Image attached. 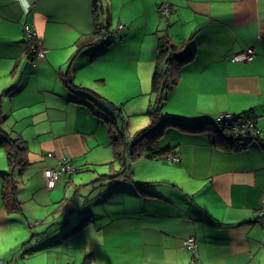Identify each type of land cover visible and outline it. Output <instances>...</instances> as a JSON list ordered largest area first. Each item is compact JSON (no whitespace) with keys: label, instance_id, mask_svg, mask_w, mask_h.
Masks as SVG:
<instances>
[{"label":"crops","instance_id":"crops-1","mask_svg":"<svg viewBox=\"0 0 264 264\" xmlns=\"http://www.w3.org/2000/svg\"><path fill=\"white\" fill-rule=\"evenodd\" d=\"M162 1L27 0L25 7L21 0H0L1 126L19 133L29 147L28 163L16 171L20 208L11 210L3 200V173L11 170L0 142V264H264V217L259 214L264 195V0H168L171 14L165 27L171 43L192 48L193 55L170 91L169 116L215 120L223 112L246 111L256 116V136L223 148L205 133L167 128L160 144L175 146L179 161L153 159L165 169L173 164L174 176L154 180V172L143 170L137 177L135 159L123 174L105 169L88 183L75 177L105 159L101 150L89 156L98 140L84 115L99 112L97 104L103 107L107 101L100 90L94 96L92 89L73 83L72 67L77 77L81 62L72 61L67 71L64 65L71 55L87 57L91 82L109 87L103 71L111 65L123 71L124 82L132 74L126 63L131 59L115 65L108 54L118 41L103 50L101 41L78 46L97 23L112 33L110 38L116 33L129 37L140 14L155 20L148 29L155 35ZM158 36L149 58L137 67L140 88L154 72ZM33 39L47 50L44 58L32 54ZM247 47L256 49L252 60L231 59ZM48 73L54 74L52 83L38 85ZM31 81L38 85L33 91L27 90ZM140 157L153 162L145 154ZM62 160L80 168L49 187L44 169ZM83 183H91L93 191L86 189L79 211ZM189 236L196 239V255L184 243Z\"/></svg>","mask_w":264,"mask_h":264},{"label":"trees","instance_id":"trees-1","mask_svg":"<svg viewBox=\"0 0 264 264\" xmlns=\"http://www.w3.org/2000/svg\"><path fill=\"white\" fill-rule=\"evenodd\" d=\"M169 16H166L167 19ZM111 35L112 33L109 34L103 31V24L97 23L94 33L90 35L86 42L80 43L79 48L88 43L105 41L106 38L110 39ZM33 40L38 41L39 39ZM39 41L41 42V40ZM29 48L31 50V42ZM178 50L181 49L176 44L171 43L170 35L166 32L162 34L158 43L156 66L151 77V94L156 96V100L146 112L150 116V123L146 127L139 129L132 140L127 138V135L119 127L116 130L110 129L114 158L121 163V168L117 171V174L130 171L131 162L143 154L150 158L169 157L174 161H179L174 159L178 157L175 155V146L162 147L160 144L161 137L167 128L176 127L186 133H205L210 136L213 144L223 148L247 144L257 135L254 132L257 128L256 116L250 115L246 111L232 112V116L229 119L220 121L216 120V118L214 121L210 119L187 121L183 118L171 117L168 112L164 111V107L170 97V91L180 80L182 66L193 57V55H189L192 48H189V50ZM32 54L34 53L32 52ZM1 108L0 98V142L6 148L11 170L3 173V200L9 209L15 210L20 208L21 203L19 200V180L16 176V171L18 169L22 170L23 166L28 163L29 147L26 140L19 133L15 131L9 132L2 128ZM241 119L246 121V123L242 124ZM109 121L116 123L113 119H109ZM250 121H252V126L248 128L245 124ZM115 175V173L111 174L113 177ZM86 262L89 263V260H85L83 264H86Z\"/></svg>","mask_w":264,"mask_h":264},{"label":"rangeland","instance_id":"rangeland-1","mask_svg":"<svg viewBox=\"0 0 264 264\" xmlns=\"http://www.w3.org/2000/svg\"><path fill=\"white\" fill-rule=\"evenodd\" d=\"M116 2L119 3V0H116ZM119 7L120 6L118 4V7L116 9H118ZM125 13L126 11H124V14ZM159 15L161 18L160 28L163 29L161 30L159 28L156 30L158 34L160 33V31H162L159 36L157 33L155 34L156 35L155 36L153 33L148 31V29H151L154 27L156 23L155 20L152 19L150 16L140 14L136 16L137 20L134 25L133 33L129 37H125V36L121 37V34L116 33L114 34L112 38L110 39L106 38L105 41L100 42L102 43L101 46L103 47L102 48L103 50L106 46L112 45L113 43L118 41L116 47L110 50L108 53L110 57L116 59V61L113 64L116 65L118 61H124V60L131 59L132 62L126 61V63L128 64V69L129 70L132 69V74L128 75V78H126L124 82H121L122 77L125 76L123 71L121 72L119 68L113 69L114 67L113 65H111L106 71H103L107 75L106 77H108L109 83L107 84H109V87H106L105 85L100 84L98 82H91L92 76L91 74H87V71L91 68H86L89 62L88 61L89 59L87 57H83V58L79 57L76 59L75 57H73L71 59L72 57L71 55V57L68 58V63L64 65V68L67 71L71 66H73L72 61H75L73 63L75 65L81 62V64L83 65H81L77 69V73L79 74L77 77H76V69L74 68V66L72 67V74L75 75V80L73 83H75L76 86L83 85L87 88L92 89L93 92L91 91L90 94L94 96H96L95 92L98 93L100 90V93L101 94L103 93V96L100 98L103 99L102 101H107V104H105L106 106L103 105V107L97 104L99 108V112H96L94 114V111L93 112L86 111L84 115V118L87 120V122L89 124H92V126L96 129L97 140H98L94 144V147H92V149L90 150L89 156L92 157L94 154L99 152L98 150H101V154L105 158L103 159V161H101L103 163H100L97 165H91L90 169L78 171L75 173V177L79 179L80 178L83 179V182L85 183L92 181L93 178L97 177L98 173L102 172L105 169H107L108 172H111L114 170H119L121 168V163L118 160H115L114 158L112 145L108 144L109 143L108 133L110 132L111 128L116 130V128L119 127L120 130L123 131L127 135V138L132 140L134 139L136 132L140 128H143L150 123V116L149 114L146 113V111L148 110L149 106L152 103H154L156 100V96L151 94V89H150L151 77L146 82V87L140 88V86L142 85V79L140 77V80H138L139 77L136 73V70H137L139 63H142L147 58H149V55H151V52L155 45L154 44L155 39H157V36H158V43H159L160 37L162 36V34H165L166 32L165 27L169 25V23H167V17L163 15L162 13ZM117 23H118V15H115L114 16L115 27ZM118 28L116 27L114 30H117ZM75 53L76 51L74 52V54ZM102 53L103 51L101 52V54ZM45 56H46V52H45ZM84 73H86V78L84 76ZM43 78L44 80L40 79L38 85L42 86L41 84H43V82L47 80L50 81L49 83H52V81L54 80V74L48 73ZM81 82L83 83L81 84ZM125 84L128 85L127 90L123 88V87H126ZM38 85L35 81L34 82L31 81V84L30 86H28L27 90L31 89L33 91V89H35L36 86ZM128 91H130L131 93H129ZM90 94H85L84 96L90 99H93V96H91ZM87 101L90 103V100H87ZM172 108H173L172 105L167 103V105L164 107V111L165 112L170 111ZM188 116H193V115H188ZM109 119L115 120L116 123L109 121ZM210 120L214 121V119H210ZM216 120H217V117H216ZM170 137L171 138L169 139H173L172 135ZM140 158L139 159L137 158L135 160L136 164L134 163V166L136 169L135 175L137 177L141 176V173L143 170L154 172L155 174L153 176L154 180H158V179L164 180L165 178H168L167 175L174 176L175 174V168H173V164H170L169 167L165 169L159 166L158 160H154L153 158H150V161H153V162L151 164H148L149 162L148 160H146V158H144L143 160ZM172 163H175V162H172ZM94 169H96L97 172H95ZM79 179H77L78 182H80ZM161 187L166 188V186H161ZM86 189H87V192H89L90 190L93 191V185L91 183L87 185L85 184L84 189L82 190V194L78 196L76 207L77 209H79V211L84 210V206H82L81 204L83 202V199L85 200L84 196L85 195L88 196ZM60 198L62 199V196ZM118 199L122 200V197H119ZM55 204H58V203H55ZM56 206L57 205H55V207ZM49 216L50 215H48V217ZM41 218H44V216L41 215ZM36 220L39 221V219L37 218V219H34L33 222ZM107 245L111 246L110 243H107ZM108 248L111 251L117 250V249H112L111 247H108ZM25 257H28V256H25ZM82 260L83 259H81V261ZM97 264H104V263L98 262ZM123 264H127V262H124Z\"/></svg>","mask_w":264,"mask_h":264},{"label":"built area","instance_id":"built-area-1","mask_svg":"<svg viewBox=\"0 0 264 264\" xmlns=\"http://www.w3.org/2000/svg\"><path fill=\"white\" fill-rule=\"evenodd\" d=\"M161 13L165 16H169L171 13V5L170 2L168 0L162 1L159 4ZM121 28H123L124 26L122 24L119 25ZM30 36L33 35L32 30L28 27V31ZM109 36V35H107ZM31 50L34 53V55L36 56V58H41L45 56V52L46 49L43 47V45L41 44V42L38 40H33L31 41ZM256 55V49L254 47H247L243 50H240L238 52H235L232 56L231 59L235 60V61H249L252 58H254V56ZM230 116H232L231 112H223L220 113V115L217 117V120H227L230 118ZM242 120V124L246 123V121ZM236 126V125H235ZM246 127L250 128V126H252V121L247 122V124H245ZM257 128L254 130L255 133H257ZM52 154V153H50ZM175 160H179V157L174 158ZM78 170V167H76L73 163L67 161V160H62L60 161V163L55 166V167H46L44 169V175L46 178V182L47 185L49 187H54L57 184V180L59 179V177L63 174H68V173H73L75 171ZM259 214L264 217V195L261 199V207L259 209ZM185 245L191 249L194 253V255H196L198 253V247H197V243H196V239L194 236H189L184 240Z\"/></svg>","mask_w":264,"mask_h":264},{"label":"clouds","instance_id":"clouds-1","mask_svg":"<svg viewBox=\"0 0 264 264\" xmlns=\"http://www.w3.org/2000/svg\"><path fill=\"white\" fill-rule=\"evenodd\" d=\"M22 4L27 7V0H21Z\"/></svg>","mask_w":264,"mask_h":264}]
</instances>
